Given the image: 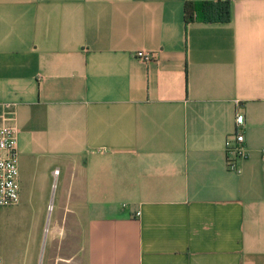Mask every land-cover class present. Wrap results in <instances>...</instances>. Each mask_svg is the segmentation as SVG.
Here are the masks:
<instances>
[{
  "label": "crops",
  "instance_id": "obj_1",
  "mask_svg": "<svg viewBox=\"0 0 264 264\" xmlns=\"http://www.w3.org/2000/svg\"><path fill=\"white\" fill-rule=\"evenodd\" d=\"M187 1L0 0L31 264L43 235L44 264H264V0L227 24L187 23Z\"/></svg>",
  "mask_w": 264,
  "mask_h": 264
},
{
  "label": "built area",
  "instance_id": "obj_2",
  "mask_svg": "<svg viewBox=\"0 0 264 264\" xmlns=\"http://www.w3.org/2000/svg\"><path fill=\"white\" fill-rule=\"evenodd\" d=\"M135 57L145 62L156 59L153 53L142 51L135 53ZM225 150L228 169L240 173L239 161L249 156L245 140V116L241 113H237L235 117V129L226 139ZM58 172L55 171L56 174ZM20 190L16 129L3 126L0 127V208L18 206L21 200ZM136 215L139 216L140 213Z\"/></svg>",
  "mask_w": 264,
  "mask_h": 264
},
{
  "label": "rangeland",
  "instance_id": "obj_3",
  "mask_svg": "<svg viewBox=\"0 0 264 264\" xmlns=\"http://www.w3.org/2000/svg\"><path fill=\"white\" fill-rule=\"evenodd\" d=\"M31 209H0V261L2 264H31ZM44 235L37 264H44Z\"/></svg>",
  "mask_w": 264,
  "mask_h": 264
},
{
  "label": "trees",
  "instance_id": "obj_4",
  "mask_svg": "<svg viewBox=\"0 0 264 264\" xmlns=\"http://www.w3.org/2000/svg\"><path fill=\"white\" fill-rule=\"evenodd\" d=\"M184 12L187 23L227 24L232 18L231 0L187 1Z\"/></svg>",
  "mask_w": 264,
  "mask_h": 264
}]
</instances>
